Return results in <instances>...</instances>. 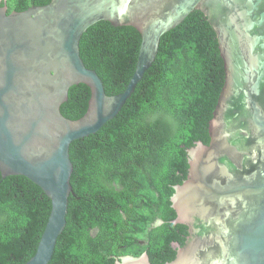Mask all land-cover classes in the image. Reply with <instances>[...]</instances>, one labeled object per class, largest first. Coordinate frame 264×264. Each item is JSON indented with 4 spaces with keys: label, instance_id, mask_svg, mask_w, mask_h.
Here are the masks:
<instances>
[{
    "label": "water",
    "instance_id": "obj_1",
    "mask_svg": "<svg viewBox=\"0 0 264 264\" xmlns=\"http://www.w3.org/2000/svg\"><path fill=\"white\" fill-rule=\"evenodd\" d=\"M263 4L51 0L8 14L6 0H0V172L4 179L26 177L51 201L36 253L25 264H49L67 225L71 144L96 134L120 113L154 64L162 37L196 11L217 24L225 84L209 122L210 142L191 149L187 179L171 200L177 216L173 223L187 226L188 236L183 246L174 245L177 255L166 264H264V101L259 97L264 67L253 60L263 72L249 74L244 59L264 47ZM102 21L132 27L141 36L136 70L118 95L106 93L80 53L83 35ZM79 84L91 91L88 110L70 120L61 107L70 88ZM116 264L151 262L145 253Z\"/></svg>",
    "mask_w": 264,
    "mask_h": 264
},
{
    "label": "trees",
    "instance_id": "obj_2",
    "mask_svg": "<svg viewBox=\"0 0 264 264\" xmlns=\"http://www.w3.org/2000/svg\"><path fill=\"white\" fill-rule=\"evenodd\" d=\"M50 1L6 0V6L10 14ZM140 45L136 29L102 21L83 35L80 53L112 96L127 88ZM224 81L216 34L204 14L194 12L162 37L154 64L120 113L71 144L73 194L49 264H116L145 253L151 264L175 259L174 245H184L188 228L173 223L171 200L187 179L191 149L210 142ZM90 97L86 85L71 87L63 115L80 119ZM50 212L39 186L0 172V264H25L35 255Z\"/></svg>",
    "mask_w": 264,
    "mask_h": 264
},
{
    "label": "flooded vegetation",
    "instance_id": "obj_3",
    "mask_svg": "<svg viewBox=\"0 0 264 264\" xmlns=\"http://www.w3.org/2000/svg\"><path fill=\"white\" fill-rule=\"evenodd\" d=\"M239 1H242V0H239ZM241 4V3H240ZM263 9H264V4H263V7H262ZM197 12V11H196ZM202 13V12H201ZM205 17V16H204ZM206 18V17H205ZM209 18V17H208ZM206 20H207V18H206ZM208 21V20H207ZM210 24V26L212 27V29L214 30V32H215V34H216V38H217V41H218V49H219V53L221 54V51H220V44H219V34L217 33V29H216V27H217V24L216 23H213L212 25H211V23H209ZM262 32H263V34H264V28L263 29H260ZM262 44L264 45V40L262 41ZM248 46V44L247 45H245L244 46V48L242 49V51H244L245 50V48ZM242 51H241V53L240 54H242ZM247 53H249V52H247ZM257 53L258 54H246L245 55V57H244V59L246 60V61H249V64H250V67H248V70H250V72H249V74H259V73H262L263 71L262 70H260V66H257L256 64H254V65H252V61L253 60H259L260 62H261V64H262V66L264 67V47H262V46H260L259 48H258V50H257ZM221 58H222V56H221ZM239 59V61L241 62L242 61V59L241 58H238ZM222 60H223V58H222ZM223 63H224V67H225V62H224V60H223ZM257 63V62H256ZM264 69V68H263ZM224 72H225V70H224ZM264 75V74H263ZM255 81V80H254ZM224 84H225V81H224ZM249 85L250 86H252L253 85V83H249ZM223 87H224V85H223ZM223 89V88H222ZM252 96H254L255 98H257L258 96L256 95V94H252ZM259 97H261L262 99H263V101H264V76H263V79H262V83H261V85H260V96ZM162 222L160 221V220H158V221H156L155 223H153V227H156V226H159L160 224H161Z\"/></svg>",
    "mask_w": 264,
    "mask_h": 264
}]
</instances>
